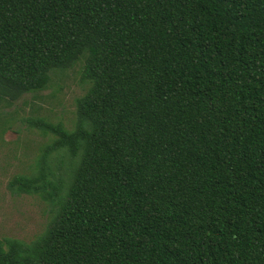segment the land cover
I'll return each mask as SVG.
<instances>
[{"label": "trees", "instance_id": "16d2710c", "mask_svg": "<svg viewBox=\"0 0 264 264\" xmlns=\"http://www.w3.org/2000/svg\"><path fill=\"white\" fill-rule=\"evenodd\" d=\"M78 63L9 183L48 223L0 264H264V0H0V105Z\"/></svg>", "mask_w": 264, "mask_h": 264}, {"label": "rangeland", "instance_id": "374dc122", "mask_svg": "<svg viewBox=\"0 0 264 264\" xmlns=\"http://www.w3.org/2000/svg\"><path fill=\"white\" fill-rule=\"evenodd\" d=\"M82 63L51 74L47 88L21 97L11 106L0 105V239L30 242L40 235L50 216V205L36 196L15 194L13 177L28 175L54 137L44 135L30 121L44 119L72 131L77 123L76 100L88 84L81 81ZM56 163V161H54Z\"/></svg>", "mask_w": 264, "mask_h": 264}]
</instances>
